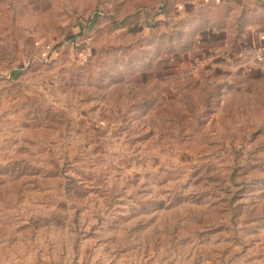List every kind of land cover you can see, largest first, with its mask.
I'll return each mask as SVG.
<instances>
[{
	"label": "rangeland",
	"instance_id": "1",
	"mask_svg": "<svg viewBox=\"0 0 264 264\" xmlns=\"http://www.w3.org/2000/svg\"><path fill=\"white\" fill-rule=\"evenodd\" d=\"M240 1L0 0V264H264Z\"/></svg>",
	"mask_w": 264,
	"mask_h": 264
},
{
	"label": "crops",
	"instance_id": "2",
	"mask_svg": "<svg viewBox=\"0 0 264 264\" xmlns=\"http://www.w3.org/2000/svg\"><path fill=\"white\" fill-rule=\"evenodd\" d=\"M211 1L213 2V0ZM223 1L224 0H222V2ZM240 2L242 4V7L239 9L240 10L239 16L238 17L234 16L232 18L234 20L237 18L238 22L236 23L241 24V27H240L241 30L239 31V33L236 32L235 38H233L231 40V43H229L230 44L229 49L232 48L231 50H233V49L244 48V47H247V48L254 47L255 48V46L252 45V43L257 42L258 40H259L260 47L264 48V43H263L264 30L262 32L258 31L260 27L259 25H262V24L264 25V0H242ZM224 4L225 3L219 6H222ZM231 14L232 12L229 11L226 17L221 16L222 18L219 20L220 22L217 25L223 26L224 24L229 23V21H231L229 20L230 19L229 17L231 16ZM209 23L211 24L212 22L210 21ZM227 55H225V58ZM230 55H233V54H230ZM228 60H233V61L236 60V61L243 63V61H241L238 56L234 58L228 57ZM244 65H250V64H244ZM258 68L264 69V67H259V66Z\"/></svg>",
	"mask_w": 264,
	"mask_h": 264
},
{
	"label": "built area",
	"instance_id": "3",
	"mask_svg": "<svg viewBox=\"0 0 264 264\" xmlns=\"http://www.w3.org/2000/svg\"><path fill=\"white\" fill-rule=\"evenodd\" d=\"M238 57L244 64H254L259 67H264V52L261 49L242 51Z\"/></svg>",
	"mask_w": 264,
	"mask_h": 264
},
{
	"label": "trees",
	"instance_id": "4",
	"mask_svg": "<svg viewBox=\"0 0 264 264\" xmlns=\"http://www.w3.org/2000/svg\"><path fill=\"white\" fill-rule=\"evenodd\" d=\"M225 2H226L225 0L223 2H222V0H213V4L216 5V6H219V5H221V4L225 3ZM263 30H264V27L262 29H259L258 31L262 32ZM82 34H83V31L79 28L77 30L76 34L71 39V41H72L71 42V47H75L74 45H75L76 38L81 36Z\"/></svg>",
	"mask_w": 264,
	"mask_h": 264
}]
</instances>
